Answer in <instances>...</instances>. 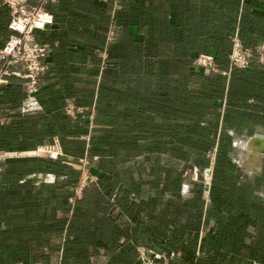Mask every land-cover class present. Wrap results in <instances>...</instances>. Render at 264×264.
I'll return each instance as SVG.
<instances>
[{
	"label": "crops",
	"instance_id": "1",
	"mask_svg": "<svg viewBox=\"0 0 264 264\" xmlns=\"http://www.w3.org/2000/svg\"><path fill=\"white\" fill-rule=\"evenodd\" d=\"M37 2L31 0L30 5ZM44 10L52 17V24L36 30L35 38L49 46L47 73L35 89L29 88V82L22 78L23 72L16 67L10 69L16 74L5 77L0 83V138L4 135L15 139L7 147H2L0 142V209L3 206L7 210L5 216L0 214V231H18V190L27 189L29 177L33 175L27 171L19 175V160L1 154L35 151L34 146L19 147L16 139L20 135L65 137L58 124L67 119L62 109L68 99L77 106H84L85 111L89 109L90 113L83 114L84 119L90 123L94 120L95 126L79 130L74 138H66L64 142H84L86 155L91 144L85 137L91 139L97 131L109 129L110 138L121 140L112 141L113 144L143 147L148 142L145 128L137 126L138 129L134 127L135 130L127 132L123 129L128 125L121 124L144 119L142 114L154 117L159 114L158 109L139 108L150 100L155 102L157 97L154 83L141 84L131 79L135 73H140L133 63L134 57L146 60V56H151L154 59L148 61L156 62L162 55L168 58L200 53L224 55L229 51V37L235 33L246 46L264 43V0H53ZM9 20V10L0 0V50L10 35ZM151 40L156 42H153L155 48L148 52ZM120 41L133 42L140 51L121 52V43L115 50V42ZM162 41H170L165 54ZM221 43L225 44L223 49ZM104 54L108 63L111 62L105 68L101 64ZM160 68L153 67L152 72H160ZM102 105L106 107L105 113L101 112ZM119 105L123 113L115 108ZM125 106L129 108L128 114ZM51 121L58 126L53 133ZM101 121L121 125H105ZM111 160L114 163L117 157L112 156ZM235 183L239 186V182ZM210 194L211 191L207 197H201L198 213L192 207L193 195L112 192L103 196L107 208L97 211L87 207L93 197L87 194L84 198L87 202L82 207L74 206L65 215L60 230L65 239H70L64 242L62 250L74 248L84 252L61 259L64 263L68 260L78 264H83L82 261L97 264L99 260L104 264H140L137 250L155 248L162 256L159 264H209L207 260L211 258H216L218 264H226L228 240V243L233 241L232 262L245 263L241 256L240 227L223 226L221 220L228 217L226 211L235 218L234 222L244 215L237 208L238 201L233 198V205L229 206L221 202L214 212V194ZM251 197L248 263L264 264V187H254ZM20 201L25 207L30 202L27 197ZM184 211L193 224L185 226L188 216ZM4 223L8 226L6 230H2ZM82 233L89 236L83 239L79 235ZM92 234L96 235L95 239H91Z\"/></svg>",
	"mask_w": 264,
	"mask_h": 264
},
{
	"label": "rangeland",
	"instance_id": "2",
	"mask_svg": "<svg viewBox=\"0 0 264 264\" xmlns=\"http://www.w3.org/2000/svg\"><path fill=\"white\" fill-rule=\"evenodd\" d=\"M231 37L228 42L229 51L224 55L213 56L220 74L210 73L205 67L196 64L199 55H210L208 53L162 58L156 62L134 57L133 63L140 73H135L131 79L139 80L141 84L154 83L157 97L155 102L150 100L139 108L158 109L159 114L155 117L142 114L144 119L121 124L128 125L123 129L127 132L135 130L137 126L145 128L148 140L146 146L113 144L112 141L121 140L110 138L107 135L109 129H99L98 134L91 139L85 137V140L93 141L90 143L92 152L86 155L80 146L63 145L64 139L74 138L79 130L82 132L86 127L95 126L94 120L91 119L90 123V120L87 122L84 119L83 114L90 113L89 109L85 111L84 106H77L70 99L62 109L67 119L65 122L60 120L58 124L62 126L65 137L18 136L16 143L19 147L34 146L35 151L1 155L19 160V175L26 171L33 175L28 181L31 186L28 183L27 189L23 187L18 190V231H0V264H78L74 261L64 263L61 259L64 242L70 239H65L60 230L65 215L90 186L101 193L193 195L192 207H195V213L201 209V197H207L210 191L214 194V212L220 208L221 202H225L226 206L233 205L231 201L235 198L238 201L237 208L244 215L237 219L239 222H234L235 218L226 211L228 217L221 218L222 225L240 227L243 242L241 256L242 260H246L242 264H249L248 213L251 191L254 187H264V149L257 148L255 143V134H264V62L260 63L259 58H255L246 69L231 67ZM239 41L245 49L264 46V43H260L251 47ZM153 42L151 40L146 51L153 52ZM162 42L164 48L169 47L170 41ZM115 43V50L120 47L118 43H121V52L126 54L140 51L130 41ZM220 45H223L222 49L225 47V44ZM105 56L103 58L106 63L108 57ZM153 67H161V71L152 72ZM107 79L110 80L109 77ZM105 108L102 105L101 112ZM115 108L118 113H123L121 105ZM125 108L128 114V106ZM101 123L121 125L120 122ZM50 127L53 128H50L51 133L58 129L55 121L50 122ZM0 142L2 147H7L15 139L10 140L3 135ZM41 143L43 146H38ZM112 156L117 157L114 163ZM104 170L111 171L114 177L105 179ZM213 179L220 185L213 187ZM235 182H239V186ZM92 191L90 189L88 194L92 195ZM26 197L30 201L28 207L20 201ZM6 211L2 206L0 214L5 216ZM184 214L188 216L185 211ZM5 220L6 223L9 221L7 217ZM184 223L188 226L193 224V220L188 216ZM7 228L4 223L2 230ZM226 244V264H234L233 241L228 243L227 240ZM67 250L73 251L72 248ZM151 252L145 250V255L153 257L157 254L153 250ZM207 261L209 264H218L216 258ZM97 264L104 263L99 260Z\"/></svg>",
	"mask_w": 264,
	"mask_h": 264
},
{
	"label": "built area",
	"instance_id": "3",
	"mask_svg": "<svg viewBox=\"0 0 264 264\" xmlns=\"http://www.w3.org/2000/svg\"><path fill=\"white\" fill-rule=\"evenodd\" d=\"M30 1L1 0L2 5L9 10L10 35L0 50V83L5 77L15 75L16 72L10 69L16 67L23 72L22 77L28 80L29 88L35 89L41 76L48 71L49 55V46L36 40L35 31L52 24V17L45 12L44 6L53 0H38L36 5H30ZM111 37L112 35L109 36V42ZM231 41L232 50L229 54L231 67L246 69L255 58H259L260 63L264 62V46H258L252 50L245 49L237 33L233 34ZM102 60L105 61L104 58ZM196 64L205 67L210 73H221L211 55H199ZM67 112L70 113V111ZM139 254L141 264H158L157 261L162 258L158 253L153 257H147L144 249H139Z\"/></svg>",
	"mask_w": 264,
	"mask_h": 264
},
{
	"label": "trees",
	"instance_id": "4",
	"mask_svg": "<svg viewBox=\"0 0 264 264\" xmlns=\"http://www.w3.org/2000/svg\"><path fill=\"white\" fill-rule=\"evenodd\" d=\"M148 52H150L149 50H148ZM168 52V48H164V47H162V53H167ZM150 54V53H149ZM162 58H168V57H166V56H159V58L158 59H162ZM146 61L148 62V60H153L154 58L153 57H151V56H146ZM110 61H109V63H108V61H106V63H105V61H101V64H103V68H105V66L106 65H110ZM250 70V69H249ZM246 71V70H245ZM93 141H90V143H92ZM63 145H65V146H67V145H71V146H80V147H82V151L84 150V148H85V143L84 142H82V141H72V142H69V141H67V142H64V144ZM65 148H64V146H63V150H64ZM89 152H92L91 150H89ZM65 153H66V151H65ZM98 171H100V170H98ZM105 171V170H104ZM101 172V171H100ZM110 172V173H109ZM105 173V176H104V178L106 177H108L109 175H110V177H114L113 176V174L111 173V171H105L104 172ZM105 178V179H106ZM101 179H103L102 177H101ZM98 181H103V180H98ZM214 182H217L215 179H213V187L214 186H216V184H214ZM109 183V182H108ZM217 184H219L218 182H217ZM224 185H225V183H223ZM112 185V184H111ZM220 185V184H219ZM90 189L91 190H93L92 192H93V194H92V198L89 200V202H88V205H87V207H90V208H92V209H94V210H97V211H101V210H104V208H107V207H105V202H104V198H103V196H105V195H107L108 193H112V192H103V193H101V192H98V190L96 189V188H94L93 186H90V188L88 187V188H86L85 190H84V192H83V194H82V197H81V199H79V200H76V202H75V207H77L78 205H80L81 207H82V205H83V203L84 202H87V201H84V198L86 197V195L89 193V191H90ZM213 192H214V190H213ZM67 235H69V234H67ZM79 235H81L82 237H83V239H86L88 236H89V233H82V234H79ZM94 234H92V238L91 239H95V238H93V237H96V235H94ZM94 242H96V240L94 241ZM97 245V246H96ZM95 246L96 247H98V246H100L99 244H95ZM68 249V248H67ZM67 249H64V250H62V256L63 257H65V258H68V259H70V258H73L74 257V254L75 253H77L78 255H80L81 253H83L84 252V250L83 249H74V248H72L73 249V251L72 252H70L69 250H67ZM139 249H144V250H146V251H149V250H153L154 251V249L155 248H139ZM139 249L137 250V252H138V259H139V262H140V264H141V259H140V254H139ZM90 251V250H89ZM155 253H158L159 254V252H157V251H155ZM162 257V256H161ZM68 261V260H67ZM159 261V260H158ZM158 261H157V263H158Z\"/></svg>",
	"mask_w": 264,
	"mask_h": 264
},
{
	"label": "bare ground",
	"instance_id": "5",
	"mask_svg": "<svg viewBox=\"0 0 264 264\" xmlns=\"http://www.w3.org/2000/svg\"><path fill=\"white\" fill-rule=\"evenodd\" d=\"M262 140H264V135H256L255 143L257 144V148H264V142Z\"/></svg>",
	"mask_w": 264,
	"mask_h": 264
},
{
	"label": "water",
	"instance_id": "6",
	"mask_svg": "<svg viewBox=\"0 0 264 264\" xmlns=\"http://www.w3.org/2000/svg\"><path fill=\"white\" fill-rule=\"evenodd\" d=\"M258 135L257 133L255 134V136Z\"/></svg>",
	"mask_w": 264,
	"mask_h": 264
}]
</instances>
